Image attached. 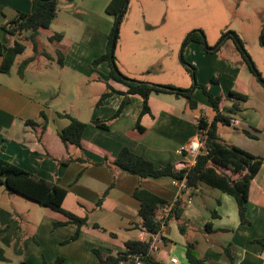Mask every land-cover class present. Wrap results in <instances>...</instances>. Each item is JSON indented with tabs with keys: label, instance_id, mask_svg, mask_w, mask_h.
<instances>
[{
	"label": "crops",
	"instance_id": "crops-1",
	"mask_svg": "<svg viewBox=\"0 0 264 264\" xmlns=\"http://www.w3.org/2000/svg\"><path fill=\"white\" fill-rule=\"evenodd\" d=\"M109 1L60 0L52 24L38 29L36 54L26 33L21 42L24 51L31 45L33 54L18 60L23 51L16 56L8 73H0L2 157L65 188L67 193L62 207L87 220L77 238L70 240L76 228L69 223L68 217L31 200L27 203L23 196L8 192L0 184V264H53L57 257H63L64 264H95L93 248L104 256L115 255L125 249L127 240L148 239L154 244L150 245L151 257L162 264H170L172 257L185 264L188 243L193 244L197 257L205 264H264V244L260 242L264 238V163L250 183L245 210L247 222L242 223L236 200L226 192L219 190L210 207V194L202 184L193 189L185 187L184 179L170 176L141 179L105 162L114 161L122 148L152 161L156 167L187 162L189 156L181 155L177 150L199 135L197 123L200 117L207 122L212 119L208 99L200 88H195L192 96L197 101L196 110L190 111L182 96L152 93L148 98L150 112L140 116L143 99L137 94H128V103L118 117L110 120L107 129L92 123L95 119H109L123 100V94L113 93L95 106L106 91V81L118 91L127 89L109 80L105 62L93 65V60L105 52L114 26V18L105 12ZM33 7L32 0H0L1 42L12 46L14 36L6 35L2 26L19 12L30 13ZM263 25L264 19L260 21L259 29ZM56 33L61 34L60 40H50ZM46 40L50 44L49 50L44 48ZM59 55L61 63L58 62ZM184 55L197 67V83L208 85L213 94L226 96L233 90L247 96L246 106L233 117L237 123L227 126L228 129L219 126V135L227 144L264 157V107L257 100L259 97L264 99V89L255 90V105L246 104L252 97L249 88L255 77L241 55L240 59L230 60L205 51L204 45L195 41L187 44ZM30 56H34L33 60L25 67L23 76H19V64ZM1 60L0 56V63ZM65 75L74 76L79 87H71L69 82L68 87L60 90ZM79 76L89 82L101 83L105 90L89 101V82H81ZM212 77L216 78L215 83H211ZM163 83L185 88L192 86L182 84L185 83L183 79ZM229 102L224 99L222 107H229ZM258 108L262 109V115ZM65 113L86 124L81 149L69 148L67 151L57 137V133L69 124V119L60 115ZM139 116L142 131L136 128ZM29 120L37 127L45 124L46 131L40 139L36 130L26 124ZM69 154L84 161L61 164L59 160ZM136 187L170 204L180 199V219H171L166 230L163 228L152 236L135 227L140 223L139 201L133 196ZM213 212L215 216H212ZM178 224L182 225L183 231ZM139 264L146 263L141 261Z\"/></svg>",
	"mask_w": 264,
	"mask_h": 264
},
{
	"label": "trees",
	"instance_id": "trees-1",
	"mask_svg": "<svg viewBox=\"0 0 264 264\" xmlns=\"http://www.w3.org/2000/svg\"><path fill=\"white\" fill-rule=\"evenodd\" d=\"M34 3L33 10L30 13L19 12L8 24L2 26L6 35H14L16 32L27 33V39L33 42V48L36 54V36L39 28H48L56 17V10L60 0H32ZM72 1V0H69ZM124 5L120 22L126 13L128 3ZM123 0H110L105 7V12L114 18L120 10ZM119 22V24H120ZM113 27L108 36L106 50L103 54L93 60V65L105 62L109 70V80L124 85L126 91H118L106 81V91L103 92L96 102V107L102 101L113 93L123 94V100L115 113L106 120L95 119L92 123L102 129H107L110 120L118 117L123 107L128 103V94H137L143 99V106L141 115L149 113L148 98L152 93H170L176 96H182L186 100V106L190 110L197 109V101L193 98L192 93L195 88H200L202 93L208 99L211 106L212 119L207 122L203 117L198 119L199 134L205 136L206 150L204 153L196 157L195 165L177 169L174 165L168 163L164 166L156 167L154 163L141 155H138L127 148H122L115 160L112 162L105 161L108 165H112L117 169L137 175L139 178H158L161 176H170L175 179H184L186 188H197L200 184L208 185L216 188L222 192H226L234 197L238 206V215L242 223L247 222L245 218L246 202L248 199V191L250 183L254 176L259 171L264 163V157L253 154L243 148L235 145L227 144L220 137L218 128L221 125L229 126L230 117L238 116L242 111V104L247 100V96L239 92L230 90L226 96L222 94H213L209 91L208 85L194 82L193 86L189 88H179L169 84H157L141 80H131L123 75L115 64V56L110 57V44L112 39ZM61 34L56 33L50 40L59 41ZM227 38H232L227 36ZM234 41L243 61L250 69L254 77L264 87V81L259 76V72L248 58L246 52L242 47L238 46L236 41L241 42L236 36ZM118 39V31L115 41ZM195 41L203 43L202 35L198 31L191 32L185 39V45L189 42ZM223 41V40H222ZM262 43L264 44V28L262 31ZM224 42V41H223ZM205 47V46H204ZM220 44L213 51L219 50ZM25 49L21 41H15L13 46H9L0 41V56L2 57L0 63V73H8L17 55L21 54ZM115 49V47H114ZM206 49V48H205ZM207 50V49H206ZM209 51V50H207ZM49 56L47 53H42ZM34 56L24 59L18 66V75L23 76V71L27 64L33 60ZM183 59V58H182ZM61 55H59L58 62L61 63ZM113 61V64L111 63ZM186 65V68L192 72V78L195 79V69L191 65ZM192 68V71H191ZM211 83L216 82V78H211ZM225 100H230L229 107H222ZM69 119V124L57 133L62 145L67 151L69 148L81 149V136L86 124L77 118L65 113L60 114ZM136 123V128L140 131L143 127L139 124V119ZM27 125L36 130L37 138H41L45 134V124L37 127L31 120L26 121ZM245 133L253 138L256 136L245 131ZM81 161L83 158H74L71 154L65 159H60L61 164H67L70 161ZM0 184L3 185L10 193L18 194L26 199H29L40 206L50 208L54 211L60 212L69 218V223L75 226L76 231L70 238L74 240L77 238L80 228L86 225V218L78 217L73 213L65 210L62 207V202L66 196L67 190L61 186L49 183L40 177H37L19 166L8 162L1 155L0 151ZM108 191V190H107ZM105 192V194L107 193ZM133 196L139 201L138 216L140 223L135 224V227L141 228L148 232L151 236L158 234L163 228L166 230L168 222L173 219L178 221L182 212V201L177 199L173 204H170L165 199L145 190L141 187H136L133 191ZM162 210L166 214L163 220H158L155 217L156 211ZM216 213L213 212L212 216ZM60 224V223H56ZM209 224L207 223V226ZM180 231H183L181 224H178ZM94 227H98L94 225ZM264 244V238L260 240ZM151 240H127L124 243V250L115 255L108 254L104 256L101 251L93 248V253L96 257L95 264H136L135 259L146 264H162L155 261L150 255ZM185 255L190 264H205L203 260L199 259L195 253L193 244L186 245ZM26 264V263H23ZM53 264H64L63 257H57Z\"/></svg>",
	"mask_w": 264,
	"mask_h": 264
},
{
	"label": "rangeland",
	"instance_id": "rangeland-1",
	"mask_svg": "<svg viewBox=\"0 0 264 264\" xmlns=\"http://www.w3.org/2000/svg\"><path fill=\"white\" fill-rule=\"evenodd\" d=\"M141 11L144 12L141 14ZM262 19L264 0H130L118 28L114 49L115 64L120 72L131 80H150L151 83L165 84L163 82L167 80L183 79L185 83L182 84L190 83L193 86L194 82H197L196 76L195 79L192 78L193 74L185 64L193 66L194 69L197 67L184 55V50L187 49L186 37L196 30L203 34L208 47L221 40L219 50L214 54L236 60L240 59V53L235 40L227 38L232 33L241 41L236 44L246 52L264 81V44L261 41L264 25L259 29ZM49 45L47 40L45 46L43 44L46 50L50 49ZM189 51L195 52L191 48ZM32 54L31 45H27L26 50L17 59ZM122 63L124 67L120 66ZM50 79L53 82V79ZM80 79L83 83L89 82L83 76ZM74 80V76H63L59 89L63 91L69 82L72 83L71 87H79L80 84H75ZM257 89L264 87L254 78L253 85L249 88L252 97L246 103L248 106L256 104V97L253 95ZM104 90L105 87L101 83L90 80L87 86L88 100L96 98ZM257 100L261 101L264 107V99L259 97ZM242 106H246L244 102ZM257 110L262 115V109ZM221 126L228 129L226 125ZM202 185L210 194L208 205L212 207V200L219 190ZM24 199L31 203L30 200Z\"/></svg>",
	"mask_w": 264,
	"mask_h": 264
},
{
	"label": "built area",
	"instance_id": "built-area-1",
	"mask_svg": "<svg viewBox=\"0 0 264 264\" xmlns=\"http://www.w3.org/2000/svg\"><path fill=\"white\" fill-rule=\"evenodd\" d=\"M25 32H16L13 36H14V42L12 43V46L14 45L15 41H21L25 38ZM230 124L231 125H235L237 123L236 119H234L233 117H230ZM206 150V145H205V136H202L201 134H199L198 136H196L195 138L191 139L188 143H186L185 145L179 147V149L177 150V153L181 154V155H188L189 156V161L184 162V161H180L177 162L174 166L177 169H182L185 167H191L193 165H195L196 163V157L202 153H204ZM186 187V186H185ZM165 216V212L162 210H157L155 217L158 220H163ZM154 246V244H151V247ZM154 248V247H153ZM136 264H139L140 261L138 260V258L135 259ZM170 264H181L177 258L172 257L170 258L169 261ZM185 264H190L188 263V261Z\"/></svg>",
	"mask_w": 264,
	"mask_h": 264
},
{
	"label": "water",
	"instance_id": "water-1",
	"mask_svg": "<svg viewBox=\"0 0 264 264\" xmlns=\"http://www.w3.org/2000/svg\"><path fill=\"white\" fill-rule=\"evenodd\" d=\"M128 0H123L122 4H121V7H120V10L116 16V19H115V22H114V26H113V33H112V39H111V44H110V57L113 56V53H114V47H115V41H116V36H117V31H118V28H119V22H120V16H121V12H122V9L124 7V5L126 4ZM202 35V39H203V43H204V46L207 50L209 51H213L215 48H217V46L220 44L221 40L214 46L212 47H208L206 45V40L203 36V34L201 33ZM231 37H233L235 40V35L234 34H230ZM237 42V41H236ZM238 43V42H237ZM111 63L113 64V61H111ZM264 83V82H263Z\"/></svg>",
	"mask_w": 264,
	"mask_h": 264
}]
</instances>
